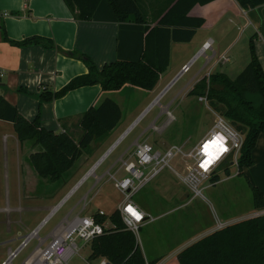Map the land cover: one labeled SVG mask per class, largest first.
<instances>
[{"label": "rangeland", "instance_id": "obj_1", "mask_svg": "<svg viewBox=\"0 0 264 264\" xmlns=\"http://www.w3.org/2000/svg\"><path fill=\"white\" fill-rule=\"evenodd\" d=\"M243 24L241 21L242 27ZM239 26V24L235 26L233 23H228L224 27L218 26L202 33L191 44L174 45L167 77L170 75L177 77L181 66L191 63L188 71L159 100L160 103L157 105L152 104L167 86L162 91L158 90L151 98L145 97L146 92L143 90L133 88V91L124 92L123 98H118L122 110L119 126L107 138L94 142L85 149L73 168L60 181L50 182L40 178L28 158V162L25 163L31 166L33 173L29 171L26 179L22 180L24 191L21 195L20 181L15 179L11 167L10 177L7 179L8 170L4 162L5 156L7 158L6 147L14 146L13 125L0 121V264L7 259L8 251L16 249L19 243L50 215L51 210L59 206L69 195L41 231L42 238H46L70 212H72L71 218L79 214L85 203L86 210L82 213L83 216L96 214L98 209H104L103 211L108 215L112 214L117 205L122 202L123 196L114 188L108 175L101 181L100 178L108 171L114 172L118 169L121 157L127 159L131 156L137 140H144L156 150L161 151L173 145L190 151L199 144L213 127L219 113L210 106L208 101L199 102V96H189V92L195 86L188 90L187 96L183 94L174 98L201 71L205 62L208 67H204L199 77L220 71L235 79L246 68L251 59L250 40L255 33L253 29L241 30ZM210 37L218 42L214 47L216 57L213 61L211 51H208L206 55H197L200 50L197 42L201 38L205 40ZM223 55L229 58V62L217 63L216 60ZM202 98L206 99V97ZM249 98L256 106L260 105V96L249 95ZM160 112L161 116H159ZM168 112L174 118H169ZM134 124L135 126L117 148L92 172L91 170L104 158L117 140ZM37 149L39 147L33 146V143L25 146L22 144V157ZM8 156L11 163L15 154L10 152ZM188 164V162L184 163L180 157L171 163L181 175H184ZM113 166H115L114 169H112ZM229 166L228 163L219 169L221 180L219 183L209 186L210 182H205L202 185V188H205L204 198H195L187 206L181 207V204L189 199L188 193L190 196L193 194L184 189L185 185L170 169H165L160 177L151 181L134 196V201L142 203L151 217L156 219L152 223L141 226L138 233V244L149 259V263L154 261L158 264L169 257H173L174 261L178 249L182 250L185 246L207 235L211 226H217L218 222H234L255 212L253 191L248 177L245 174L237 175L239 168L236 165L230 168ZM227 169L230 173H227ZM89 172L90 176L85 178ZM123 174L124 172L121 173ZM168 175L173 180V186H179L180 192L185 197L184 201H172L167 197L164 187L168 186ZM37 245V240L31 241L14 260V264H22ZM82 245V241H79V247ZM91 254L90 246L81 249L79 255L74 257L72 264H99V259H92Z\"/></svg>", "mask_w": 264, "mask_h": 264}, {"label": "trees", "instance_id": "obj_2", "mask_svg": "<svg viewBox=\"0 0 264 264\" xmlns=\"http://www.w3.org/2000/svg\"><path fill=\"white\" fill-rule=\"evenodd\" d=\"M102 0H64L79 21H90ZM172 7L159 20L157 26H147L137 0H106L118 23L145 26L144 50L139 61H115L102 69L96 67L87 56H81L89 69L88 74L72 80L57 96L77 88L100 85L104 92H116L130 85L144 91H152L161 75L168 69L172 43H189L205 18L191 15L197 5H207L216 0H174ZM244 10L264 5V0H236ZM4 39L16 47L33 44L47 46L46 40L29 38L20 42L10 41L4 31ZM48 42V41H47ZM251 59L246 68L235 78L225 72L214 71L205 76L190 96L206 97L210 106L234 127L244 133L245 139L239 158V169L253 165L252 153L261 135H264V70L256 55L253 37L250 41ZM249 95L261 97L256 106ZM43 101L52 100L47 93ZM122 120V110L110 98L90 108L80 119L83 134L79 140L68 133H55L42 127L40 115L33 121L26 119L16 107L0 98V121L13 125L21 144L33 143L39 150L29 156L36 174L50 182L60 181L73 168L85 149L104 139ZM241 174V172H240ZM220 176L212 179L214 184ZM253 202L258 212L264 210L263 193L252 186ZM98 222H110L115 229L96 238L91 245V258H106L112 264H145V255L135 236L128 231L120 213L115 210L109 216L96 215ZM179 264H264V215L246 219L217 230L193 243L178 255ZM150 264H157L152 262Z\"/></svg>", "mask_w": 264, "mask_h": 264}, {"label": "crops", "instance_id": "obj_3", "mask_svg": "<svg viewBox=\"0 0 264 264\" xmlns=\"http://www.w3.org/2000/svg\"><path fill=\"white\" fill-rule=\"evenodd\" d=\"M137 1L146 19L147 26L150 28L157 26L159 20L175 3L174 0ZM191 15L205 18L206 22L197 30L191 42L172 43L171 57L174 45L191 44L202 33L218 26L224 27L228 23H233L235 26L239 24L241 30L253 29L255 33L253 45L264 70V5L255 9L244 10L236 0H216L204 6H195L191 11ZM241 21L244 23L243 27ZM4 31L10 41L20 42L35 37L46 40L47 46L41 44H33L22 48L13 46L4 39ZM145 35L144 25L118 23L106 0L100 2L90 21L77 20L64 0H0V98L6 99L29 121H33L40 115L42 127L45 129L57 134L68 133L74 139L79 140L83 134L80 128V119L90 108L98 106L106 98L114 100L120 106L118 98H123L124 92L133 91L134 89L140 91L142 89L126 85L116 92H104L100 85H92L74 89L62 96L55 97V95L64 90L75 78L88 74L89 69L86 61L81 56L89 57L99 69L115 61H139L144 50ZM208 39L213 40V50L211 52L214 53V47L218 42L212 37ZM208 39L201 38L197 42L200 47L198 56L203 52L202 47ZM207 52L205 51L204 55ZM185 66L187 65L181 66L178 74L176 73L177 76L182 73ZM188 66L190 68L191 63ZM205 66L208 67L206 62L201 71L177 93L174 99L183 94L187 96L188 90L204 78L203 75L200 77L199 75ZM169 67L161 75L156 87L152 91H145V97L151 98L158 90L162 91L171 83L170 81L175 75L167 77ZM43 93L53 96V99L43 101L41 99ZM198 98V101L202 102L200 97ZM159 116H161V112ZM109 135L110 133L105 138ZM13 144L12 148L6 147L5 155L7 153V158L5 156L4 162L8 170L7 179L10 177L9 170L11 167L15 179L20 181L19 189L22 195L24 191L22 180L26 179L29 171L33 173L31 166L25 163L28 162L32 152L22 157V144L18 141L16 135H14ZM10 152L15 154L11 163L8 156ZM252 160L253 165L244 167L242 171L239 169L238 175H240V172L245 174L251 188L253 186L259 189L264 195V135H261L256 143ZM163 173L164 171L158 177ZM219 173L218 171L216 175H219ZM227 173H230L228 169ZM105 176L106 174L100 178V181ZM168 181V186L164 187V191L167 197L170 198L169 200L184 201L185 197L180 192L179 186H173V180L170 176ZM184 189L190 192L185 186ZM188 194L189 199L181 204V207L194 201L195 198ZM137 204L149 214L142 203ZM253 208L255 209L254 202ZM256 213L261 212L255 209V212L251 215L227 223L234 224L243 221V219L246 220V218ZM216 229L217 226H211L207 235L215 232ZM193 243L185 246L182 250L178 249L174 261L173 257H169L158 264H179V253ZM145 258L149 261L146 256Z\"/></svg>", "mask_w": 264, "mask_h": 264}, {"label": "built area", "instance_id": "obj_4", "mask_svg": "<svg viewBox=\"0 0 264 264\" xmlns=\"http://www.w3.org/2000/svg\"><path fill=\"white\" fill-rule=\"evenodd\" d=\"M212 44L213 40L208 39L204 43L202 51H212ZM212 56L213 61L216 53L214 52ZM216 62L225 64L229 62V58L223 55ZM183 71L185 73L188 69H183ZM206 99L201 97L200 101L207 102ZM168 116L169 118H174L169 112ZM244 139V133L219 114L205 138L190 151H185L184 147L176 145L170 146L163 151L156 150L150 143L144 140L140 141V139L137 140L133 146L134 151L131 156L127 159L121 157L119 168L114 172L110 170L106 173L113 182L114 188L123 196V200L116 210L119 211L126 229L134 234L137 244L141 226L152 223L156 219L146 213L134 201L136 194L157 178L165 169H170L193 194V198H204L203 190L205 188H202V185L205 182H210L209 186L214 185L212 179L221 166L229 163L230 166L236 165L239 168V158ZM206 145L208 146L207 150L205 148ZM177 157H180L184 163H189L186 166L184 175H181L171 165L172 161ZM122 172H124L123 175H121ZM238 174L239 169L237 171ZM64 202L52 209L50 215L43 219L40 225L19 243L16 249H10L7 259L1 264H14V260L19 257L33 240H37L38 245L22 264H72L74 257L79 255L81 249L88 246L91 247L92 242L96 238L115 229V226L110 222L105 224L98 222L96 215L100 217L109 216L102 210L91 216H83L82 213L86 210L85 203L79 214L71 218L72 212H70L46 238H42L40 235L41 231ZM129 207L141 214L139 220L127 211ZM261 215H264V212L256 213L248 217V219ZM229 225L231 223L218 222L216 231ZM79 241L83 243L81 247H79ZM97 259H99V264H112L106 258ZM145 264H150L146 258Z\"/></svg>", "mask_w": 264, "mask_h": 264}, {"label": "water", "instance_id": "obj_5", "mask_svg": "<svg viewBox=\"0 0 264 264\" xmlns=\"http://www.w3.org/2000/svg\"><path fill=\"white\" fill-rule=\"evenodd\" d=\"M187 69H189V66L187 65V66H185V68H184V70H187ZM184 73V71H182V73L180 74V75H178L177 77H175L172 81H171V83L164 89V91L157 97V99L158 98H160V97H163V95L178 81V79L180 78V76L182 75ZM156 99V100H157ZM155 100V101H156ZM154 101V102H155ZM154 104V103H153ZM152 104V105H153ZM137 123V122H136ZM135 123V124H136ZM135 124L128 130V131H126L125 133H124V135H122L121 137H120V139L119 140H117V142L112 146V148L106 153V155L130 132V130L135 126ZM105 155V156H106Z\"/></svg>", "mask_w": 264, "mask_h": 264}, {"label": "bare ground", "instance_id": "obj_6", "mask_svg": "<svg viewBox=\"0 0 264 264\" xmlns=\"http://www.w3.org/2000/svg\"><path fill=\"white\" fill-rule=\"evenodd\" d=\"M203 54H204V53L202 52L201 55H203ZM161 98H162V97L158 98V99L154 102L155 104H153V105H157V104H159V103H160L159 100H160ZM126 136H127V135H126ZM126 136H125V137H126ZM125 137H124V138H125ZM124 138H123V139H124ZM123 139H122V140H123ZM122 140H121V141H120V142H119V143H118V144H117V145H116V146H115V147H114V148H113V149H112V150H111L106 156H104V158H103V159H102V160H101V161H100V162H99V163H98V164H97V165L91 170L92 172H93V170L95 171V170L98 168V166L100 165V163H101V162H102V161H103V160H104V159H105V158H106V157H107V156H108V155H109V154H110L115 148H117V146L122 142ZM91 171H90V172H91ZM90 172L88 173V175H86V178H88V177L90 176V174L92 173V172H91V173H90ZM69 196H70V195H69ZM69 196H68L64 201H66V200L69 198Z\"/></svg>", "mask_w": 264, "mask_h": 264}, {"label": "snow or ice", "instance_id": "obj_7", "mask_svg": "<svg viewBox=\"0 0 264 264\" xmlns=\"http://www.w3.org/2000/svg\"><path fill=\"white\" fill-rule=\"evenodd\" d=\"M206 150L208 148V146L206 145L205 146ZM127 211L132 215L134 216L137 220H139L141 218V214L139 212H137L136 210H134L133 208L129 207L127 209Z\"/></svg>", "mask_w": 264, "mask_h": 264}]
</instances>
